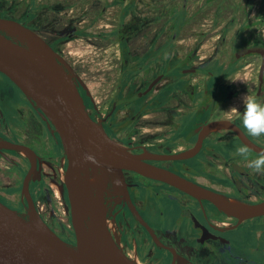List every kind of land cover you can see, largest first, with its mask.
<instances>
[{"label":"flooded vegetation","instance_id":"flooded-vegetation-1","mask_svg":"<svg viewBox=\"0 0 264 264\" xmlns=\"http://www.w3.org/2000/svg\"><path fill=\"white\" fill-rule=\"evenodd\" d=\"M194 1L0 0V16L36 30L71 63L92 117L113 138L134 152L167 154L195 146L205 126L214 121L233 122L246 133L239 118L242 97L249 94L264 101V0H255L256 7L253 0H223L209 8L213 20L206 32L199 31L184 42L181 32L196 22L204 8L202 4L191 11ZM77 4L81 11L71 14V5ZM112 7L116 12L106 16ZM112 16L116 17L113 24L107 23ZM77 47L96 51L93 57L87 50L77 55ZM108 48L118 50V66L98 55ZM2 77L24 101L8 93L0 81V139L22 146L21 150L0 147V200L19 210L33 202L55 232L76 243L65 181L69 160L60 134L0 71ZM7 93L12 106L11 99L5 100ZM244 144L234 129L220 126L204 135L200 150L191 157H148L147 161L256 203L264 200V175L252 172L234 155ZM124 174L130 198L116 202L112 232L124 251L141 264H214L218 258L229 264H264V227H247L256 219L264 223V214L240 221L213 201L201 200L164 180L131 169ZM150 214L187 226L189 249L182 250L166 237ZM243 241L247 249L242 248ZM172 248L178 253L176 259ZM256 252L261 254L259 259L253 257Z\"/></svg>","mask_w":264,"mask_h":264},{"label":"water","instance_id":"water-1","mask_svg":"<svg viewBox=\"0 0 264 264\" xmlns=\"http://www.w3.org/2000/svg\"><path fill=\"white\" fill-rule=\"evenodd\" d=\"M0 71L21 88L60 134L69 160L65 181L77 236L76 243L61 237L33 202L25 210H19L0 200V264H141L124 251L109 226L115 218L116 202L130 198L125 169L164 180L201 200H211L240 221L264 214V200L244 202L147 161L148 157H191L200 150L204 135L220 126L234 129L255 151H264V146L249 138L239 125L227 120L211 122L195 146L179 153L134 152L92 117L71 63L36 30L2 16ZM0 147L22 149L4 138L0 139ZM93 179H97L96 185L92 184ZM25 192H29L28 179ZM132 207L159 244L164 245ZM172 250L176 259L178 253Z\"/></svg>","mask_w":264,"mask_h":264},{"label":"rangeland","instance_id":"rangeland-1","mask_svg":"<svg viewBox=\"0 0 264 264\" xmlns=\"http://www.w3.org/2000/svg\"><path fill=\"white\" fill-rule=\"evenodd\" d=\"M222 1L223 0H214V1L210 2V3H207L208 0H195L193 6L190 8L191 11L198 10L199 7L202 6V4H204L203 5L204 8H202L203 11H202V13H200V16H198L199 18L194 19L196 21L194 24H193V21H191V20H190L191 22L189 21L190 23L188 22L189 24L187 25V27L181 32L183 34L181 40L182 41H184V40L185 41H187V40L191 41V40H193L195 38L194 35H198L199 34V31L206 32L207 26L210 23H212V20H213L212 19V11H208L209 8H213V7H216V6L218 7V5H220L222 3ZM253 3H254L253 4L254 7H256V1L255 0H253ZM70 11H71V14L79 13L81 11V5H79V4L71 5ZM224 11H225V8H223L220 12L222 13ZM114 12H116V9L112 7V8L109 9V11L107 12L106 16L113 15ZM222 14H224V13H222ZM115 19H116V17L112 16V17L109 18V21H107V23L113 24L112 20L115 21ZM221 20H222V18H221ZM204 34H205L204 36H206L207 33H204ZM205 40H208V39H205ZM85 50L88 51V53L90 54V57H93L94 54H95L94 52L96 51V49L77 47V48L74 49V52L77 51V55H80V54H83V52ZM98 55L102 56L105 59V61H106V59H110L108 62L112 63L113 64L112 66H118V63H120V61L117 62V59L119 60L120 54H119V52H118V50L116 48H108L107 50L104 49V50L100 51L98 53ZM111 59H112V61H111ZM106 67H108V64H107ZM118 70L116 71V74L118 73ZM0 81L6 86V91L8 93L14 94V96L19 97L20 101H24L23 99H20L21 97L18 95L19 94L18 90H16L14 87H12L8 82L4 81V77H2L0 79ZM8 93L5 95V100L11 99V103L10 104L12 106L13 105L12 96L8 95ZM5 104L9 105V103L6 102V101H5ZM262 138H264V137L255 138V139H256L257 142H259V144L264 145V139H262ZM252 153H253V155L258 154L257 152H254V151H252ZM150 216H153V215L150 214ZM153 219H154V222H156L157 224H160L162 226V228L164 230V234H165L166 237L168 236L171 240H173L182 250L189 249L188 244H189V240L191 239V237H189L190 236V231H189L187 226L180 225V224H174V223H171V222L168 223L165 219L158 218L159 220H157V217H155V216H153ZM247 225H248L247 227H250V228L252 227L255 230L257 228H262L261 226L264 227V223L262 221H260V219L249 221L247 223ZM246 243H247L246 241L242 242V244H241L242 248L247 249ZM166 257L167 256H165V258ZM253 257L256 258V259H259L261 257V254L256 252V253L253 254ZM217 260L219 262L214 263V264H229L228 261L227 262L226 261H220V258H218Z\"/></svg>","mask_w":264,"mask_h":264},{"label":"clouds","instance_id":"clouds-1","mask_svg":"<svg viewBox=\"0 0 264 264\" xmlns=\"http://www.w3.org/2000/svg\"><path fill=\"white\" fill-rule=\"evenodd\" d=\"M242 101L243 113L239 118L246 134L254 138L264 137V101L249 94L244 95ZM234 155L242 158L252 172L264 175V151L253 155L250 146L244 144L237 147Z\"/></svg>","mask_w":264,"mask_h":264},{"label":"bare ground","instance_id":"bare-ground-1","mask_svg":"<svg viewBox=\"0 0 264 264\" xmlns=\"http://www.w3.org/2000/svg\"><path fill=\"white\" fill-rule=\"evenodd\" d=\"M62 161H63V159H62ZM92 184H93V185H96V184H97V179H93V180H92ZM109 226H110L111 229H114V225H113V222H112V221L109 222ZM142 257H143V256H142ZM139 263H140V262H139Z\"/></svg>","mask_w":264,"mask_h":264}]
</instances>
